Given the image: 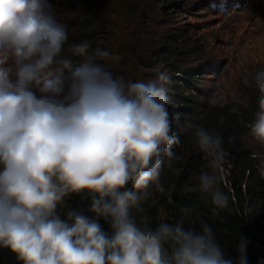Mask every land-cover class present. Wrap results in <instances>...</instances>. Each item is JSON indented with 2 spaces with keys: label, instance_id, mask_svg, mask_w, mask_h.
<instances>
[{
  "label": "clouds",
  "instance_id": "obj_1",
  "mask_svg": "<svg viewBox=\"0 0 264 264\" xmlns=\"http://www.w3.org/2000/svg\"><path fill=\"white\" fill-rule=\"evenodd\" d=\"M67 41L51 0H0V247L21 264H233L209 224L192 226L197 205L155 227L145 213V203L165 193V163L172 168L179 159L167 107L170 77L114 76L103 63L110 52H90L87 41L71 46L81 59L73 67L60 59ZM254 82L264 94V70ZM259 106L250 134L264 145V96ZM189 127L208 169L191 191L223 222L220 213L232 211L220 187L223 138ZM259 172L264 178V168ZM81 193L91 218L66 204ZM246 243L237 245L236 264H247Z\"/></svg>",
  "mask_w": 264,
  "mask_h": 264
},
{
  "label": "trees",
  "instance_id": "obj_2",
  "mask_svg": "<svg viewBox=\"0 0 264 264\" xmlns=\"http://www.w3.org/2000/svg\"><path fill=\"white\" fill-rule=\"evenodd\" d=\"M79 1L85 2V4L91 3V0L89 2L86 0ZM172 1L173 5H177L180 2V0H171L170 2ZM166 2L167 0H163L162 3ZM51 3L54 14L66 8L79 14L77 9L71 7L69 0H51ZM82 5L84 6V4ZM97 8L99 9L100 6ZM162 11L164 12V10ZM88 12L93 14L92 9ZM88 12L87 16L90 15ZM156 12L157 8L155 9ZM94 15L95 17L86 19L81 17L82 19L79 18L78 20L80 22L74 21L73 24H66L68 25L65 26L68 31V41L64 45L60 59L70 60L72 66L75 67L81 62V59L72 55L71 46L87 41L90 44V52L96 47L110 52V59L103 63L114 76L132 77L131 70H137V67H148L147 61H144L146 56L144 52L141 55L136 53L138 45L132 46L130 43L122 42L119 48L111 51L110 45L106 41L100 38L91 39V36L96 34L97 30L98 21L94 20L100 19L98 10ZM141 18H144V16H141ZM153 18L155 22L160 20L156 16H153ZM165 26L162 33L158 36V39L162 41L157 39L160 46L152 55L155 58L152 67L156 68L157 65L161 64L163 57L167 55L172 57L175 53L179 54V60H183V62L180 61V66L177 64L173 69L167 68V71L178 77L180 80L179 85H182H178L176 88H167V107L171 113L172 131L175 132L177 130V121L180 123L179 126L182 127V124L185 123L182 122L187 120L186 123L190 122L192 126L204 127L223 138L222 147L226 150V162L223 165L224 175L220 187L225 194H229V207L232 211L225 210L221 212L220 216L224 218L223 222H221L219 217L213 218L211 216L210 204L200 199L199 193L191 191L197 184L196 178L200 172L208 169L204 156L195 143L193 129H190L186 131L187 136L182 133L179 135L180 143L173 147V151L179 159L172 162V168H168L166 163L162 168L161 183L165 188V193H155L145 203V213L150 218L152 226L155 227L161 221L175 222L181 215V207L197 205L196 211L191 217L192 226L199 231L201 222L209 224L224 250L225 258L231 259L233 264H236L240 255L237 245L240 243L241 238H246L247 264H264V178L260 176L259 172L261 168H264V163L256 159V154L248 151L241 144L243 133L247 132L248 127L258 117L260 112L259 101L264 94L260 93L254 85V91H251L248 95V108L243 109L242 106H239L233 110V107L228 105L213 106L203 110L205 114L201 119L199 118L200 120L196 119L198 120L196 121L190 118L192 113H195L193 111V106L196 104L195 95L193 93L183 95L180 89L194 90L192 85L197 73L191 65L185 64L183 66V63L187 61V57L192 55V49L196 51V44L192 42V35L189 38L187 35L186 38L177 34L179 28H172L167 24ZM79 31L85 33L86 36L75 38ZM89 31L92 33H88ZM178 51L180 52L177 53ZM113 59L119 60L117 65L113 64ZM259 70H264V68L261 67ZM170 81H172L171 77ZM177 95H180V97ZM129 189H131V185H129ZM169 198L172 202H170ZM66 204L68 207L84 210L85 214L91 218L92 214L87 212V208L90 206L87 193L72 194L66 200ZM248 209H252V211H248ZM62 210H66V208ZM100 225L105 232L111 234L106 221L101 220ZM185 226L187 227L188 224L186 223ZM0 264H21V262L16 259L15 254L10 252L9 249L0 247Z\"/></svg>",
  "mask_w": 264,
  "mask_h": 264
},
{
  "label": "rangeland",
  "instance_id": "obj_3",
  "mask_svg": "<svg viewBox=\"0 0 264 264\" xmlns=\"http://www.w3.org/2000/svg\"><path fill=\"white\" fill-rule=\"evenodd\" d=\"M69 1L79 14L67 8L57 11L56 18L65 26L68 23L73 24L74 21L80 22L78 20L81 17H95L94 13L98 10L100 19L94 20L98 21V27L96 26V34L91 39L100 38L106 41L111 51L126 42L132 46L138 45L136 53L139 55L144 52V61H147L148 67L131 70L133 78L124 77L126 80H156L163 72L172 78L165 85L166 90L168 87H178L180 80L167 71V68L173 69L177 64L180 66V61L183 60H179V54L163 57L156 68L152 67L155 62L152 55L160 46L158 40H162L158 36L166 24L179 28L177 34L186 38L187 35L188 38L192 35L196 51L192 49V55L186 58L183 66L191 65L197 76L192 85L194 90L180 89V92L183 95H195V113L190 116L193 120H200L205 114L203 110L213 106L228 105L233 110L239 106L243 109L249 107L248 95L254 91V75L260 71L259 68H264V0H180L177 5H173L171 0L166 3H162L163 0H91L92 5L79 0ZM217 2L225 3L222 11L218 8L212 9V4ZM91 9L93 14L88 12ZM87 12L90 15L87 16ZM153 16L160 20L155 22ZM85 36V33L79 31L75 38ZM118 61L113 59V64L117 65ZM245 79L249 81L248 84L244 83ZM186 121L182 122H185L182 124L183 128L177 121V130L174 133L187 136L186 131L192 128L189 127L190 122ZM241 144L264 163V145L253 139L250 127L243 133Z\"/></svg>",
  "mask_w": 264,
  "mask_h": 264
}]
</instances>
